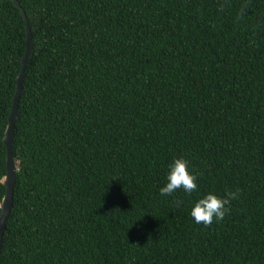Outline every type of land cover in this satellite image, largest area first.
Returning a JSON list of instances; mask_svg holds the SVG:
<instances>
[{"label": "trees", "instance_id": "obj_1", "mask_svg": "<svg viewBox=\"0 0 264 264\" xmlns=\"http://www.w3.org/2000/svg\"><path fill=\"white\" fill-rule=\"evenodd\" d=\"M18 1L32 51L0 264H264V0ZM25 40L0 0V203ZM174 157L189 196L158 191ZM209 192L238 195L198 225Z\"/></svg>", "mask_w": 264, "mask_h": 264}, {"label": "clouds", "instance_id": "obj_2", "mask_svg": "<svg viewBox=\"0 0 264 264\" xmlns=\"http://www.w3.org/2000/svg\"><path fill=\"white\" fill-rule=\"evenodd\" d=\"M197 189V175L190 169L189 161L183 157H174L167 165L165 182L158 190L160 195L171 196L181 190L189 196ZM237 195V192H227L224 196H218L209 192L191 203L188 214L194 223L209 226L214 220L219 222L224 219L231 201L236 199ZM177 203L179 205L183 201Z\"/></svg>", "mask_w": 264, "mask_h": 264}, {"label": "water", "instance_id": "obj_3", "mask_svg": "<svg viewBox=\"0 0 264 264\" xmlns=\"http://www.w3.org/2000/svg\"><path fill=\"white\" fill-rule=\"evenodd\" d=\"M12 3L15 7H17L20 10L23 19L25 21L26 40H25V51L21 59V66L16 76V88L12 98L11 110L8 115V123L3 136V143L6 148V160H5V176L3 178L5 191L0 203V249L2 246V238L6 227V221L13 205V192H14L15 177L17 172V161L13 156L14 124L18 114L19 98L22 89L23 78L26 71V65L30 59V55L32 51L31 30L28 25L27 17L18 0H12ZM260 35H262V33L256 35L253 39L258 38Z\"/></svg>", "mask_w": 264, "mask_h": 264}]
</instances>
